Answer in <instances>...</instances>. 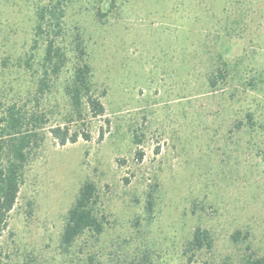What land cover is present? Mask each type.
Wrapping results in <instances>:
<instances>
[{"label": "rangeland", "instance_id": "1", "mask_svg": "<svg viewBox=\"0 0 264 264\" xmlns=\"http://www.w3.org/2000/svg\"><path fill=\"white\" fill-rule=\"evenodd\" d=\"M43 1L0 0V116L15 105L44 137L23 172L0 264L264 257V0H65L57 44L67 61L42 95L46 44L34 29ZM77 41L105 107L98 118L75 117L67 93ZM58 126L77 142L60 145ZM86 181L104 232L66 252L62 234ZM197 227L211 233V251H189Z\"/></svg>", "mask_w": 264, "mask_h": 264}, {"label": "trees", "instance_id": "2", "mask_svg": "<svg viewBox=\"0 0 264 264\" xmlns=\"http://www.w3.org/2000/svg\"><path fill=\"white\" fill-rule=\"evenodd\" d=\"M65 0H44L37 5L34 41L45 42L42 59L43 76L39 81V93L44 95L50 89L51 74L58 75L66 65L65 53L57 44L63 36ZM78 63L67 93L71 101L74 116L98 118L105 113L101 97L96 93L92 82V67L85 59L82 43L77 41ZM36 120L28 118L15 105L10 106L0 116V240L7 226L9 214L18 198L23 172L33 151L38 148L44 137L36 128ZM51 134L60 145L78 140L77 133H70L67 127H55ZM86 138H89L85 135ZM100 197L96 185L86 181L69 211L62 234L61 248L68 252L79 238L87 232L100 236L104 232L103 219L99 216ZM155 210V188L152 187L145 197V212L151 216ZM214 241L207 229L197 227L189 243L193 254L211 251ZM142 264V263H141ZM247 264H264V257L251 258Z\"/></svg>", "mask_w": 264, "mask_h": 264}]
</instances>
